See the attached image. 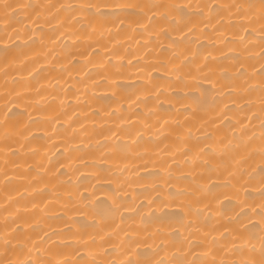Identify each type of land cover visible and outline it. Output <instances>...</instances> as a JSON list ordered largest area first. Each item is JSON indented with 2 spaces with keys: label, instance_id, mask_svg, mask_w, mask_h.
I'll use <instances>...</instances> for the list:
<instances>
[{
  "label": "snow or ice",
  "instance_id": "obj_1",
  "mask_svg": "<svg viewBox=\"0 0 264 264\" xmlns=\"http://www.w3.org/2000/svg\"><path fill=\"white\" fill-rule=\"evenodd\" d=\"M0 51V264H264V0H0Z\"/></svg>",
  "mask_w": 264,
  "mask_h": 264
},
{
  "label": "bare ground",
  "instance_id": "obj_2",
  "mask_svg": "<svg viewBox=\"0 0 264 264\" xmlns=\"http://www.w3.org/2000/svg\"><path fill=\"white\" fill-rule=\"evenodd\" d=\"M2 51H0V59H2ZM50 78V77H49ZM41 79H43V77H41ZM54 82V81H53ZM3 81L0 80V84H2ZM23 84L18 85V87H23ZM126 86L131 88L132 87V83L131 82H126ZM204 87H208V83L205 82ZM82 92V90H81ZM69 97L72 100V108H75L78 112L80 113H89V115L87 117L80 115L76 117V122L79 123L81 120L86 119L88 122V128L89 130L92 129L93 124L95 123L97 126V130L99 131V123L103 120H107L109 119V117H107L105 115V110H111L110 109V105L113 104V100L112 97L107 94L103 88L99 89L98 91L95 92V96H93V92L91 90H89V92L87 93V95H81V101L80 103H76L75 101V97L72 95V92H69ZM181 95H183V93H181ZM190 95L192 96H198V93L193 91L190 93ZM4 102L0 101V106H2ZM189 103H192V101H189ZM11 107V106H10ZM25 107L26 105L21 102L20 105L13 107L12 108V112L13 113H23V115L19 116L18 118L14 117L12 123H16L17 120L20 123L21 126V130H25L24 129V125L28 124L29 121V117L27 112H25ZM28 107V111H32L33 112V119H35L38 116H41L42 113L47 112L49 115H54L56 111L59 110V105L58 104H54L52 108H43V107H39L37 109H33V107L31 106H27ZM72 108H69L68 111L71 114L72 113ZM125 108H127V105L125 104ZM3 119V114L2 112H0V120ZM52 125L48 124L46 121H42L41 124L36 125H30L31 131L28 133L29 135H36V136H45V140H40V141H34V144H39L41 146L46 147L47 149H50L49 151V155L51 156H55L56 151H55V146L50 142H46L47 140V136H51L52 132ZM61 127H63V125H61ZM29 159H31L29 157ZM21 162H23V158L21 160ZM77 165H74V167ZM3 167V163L2 160H0V168ZM140 174L141 175H146V172L143 168H141L140 170ZM67 179V177H66ZM77 179L80 180H85V177L80 176L79 173H76L73 176V181L75 182ZM94 182V181H93ZM85 183L87 184V181L85 180ZM0 184H2V181H0ZM110 187H113L112 185H109L107 183H103L100 185L96 186V192L95 195L92 197V201L95 203H99L100 201H102L106 195V190ZM135 187V186H134ZM128 191H132V189H129ZM137 191H139V189L137 188ZM89 192H91V188H89ZM3 194L2 192H0V198H2ZM258 197L259 196V186H252L251 188H249L248 190H242L240 192V198L241 199H246L248 197ZM249 202L251 203V200H249ZM86 204H88L87 208H81V211L75 213V218L76 219H83L85 215H88L89 213L92 212V204L89 203L88 201H85ZM137 203H139V201H137ZM219 207V206H218ZM179 209L175 208V207H167V206H163L160 203L154 204V205H147V203H145L144 205V214L147 217L148 213H151L154 217H168L169 215L178 212ZM217 218H220V213L219 211L217 212ZM89 219H91V216L89 215ZM226 219V217H225ZM150 231H156L158 227H160L159 224H151L148 225ZM165 233V235H167L168 233H172L173 235H175L174 229L169 227L167 224L163 225V229H162ZM158 242V241H157Z\"/></svg>",
  "mask_w": 264,
  "mask_h": 264
}]
</instances>
